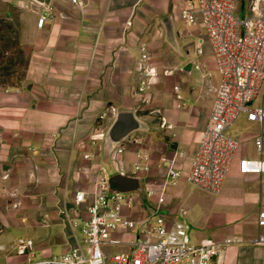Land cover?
I'll use <instances>...</instances> for the list:
<instances>
[{"label": "crops", "instance_id": "1", "mask_svg": "<svg viewBox=\"0 0 264 264\" xmlns=\"http://www.w3.org/2000/svg\"><path fill=\"white\" fill-rule=\"evenodd\" d=\"M16 1L31 11L20 31L21 42L28 44L23 77L15 84H0V264L24 258L13 245L18 236L31 238L39 255L58 252L72 242L71 228L59 210L64 202L75 214L74 191H90L101 172L110 174L100 158L112 155L115 146L107 130L121 110L137 117L143 101L160 103L178 142L177 151L168 156L176 159L179 154L182 161L177 158L175 165L186 172L219 83L201 22L190 24L181 17L185 0ZM43 12L48 15L38 25ZM169 46L186 49L179 61L189 81L184 107L156 80ZM143 64L154 66L157 73L145 76ZM143 78L145 87L138 90ZM253 103L264 107V83ZM226 133L237 140V148L226 178L213 192L221 219L215 221L212 235L194 236L192 242L234 234L241 242L219 252L213 263L261 264L260 247L252 240L264 231V225L257 224L264 210V164L260 171L243 173L238 159L264 161V119L250 120L241 113ZM258 134L261 150L255 145ZM118 145L123 149L114 153L115 170L131 174L143 149L131 140ZM159 153L167 155V150ZM136 175L147 184L143 172ZM160 178L155 191L163 173ZM184 183L182 176L174 184L180 189ZM165 207L174 216L173 205Z\"/></svg>", "mask_w": 264, "mask_h": 264}, {"label": "built area", "instance_id": "2", "mask_svg": "<svg viewBox=\"0 0 264 264\" xmlns=\"http://www.w3.org/2000/svg\"><path fill=\"white\" fill-rule=\"evenodd\" d=\"M71 1L81 3V0ZM237 6L238 0H185L181 8L185 22H201L219 73V83L188 170L183 173L175 165L174 157L162 155L165 174L154 200H148L155 191L151 188L145 189L144 198L134 191L109 190L107 174L101 172L92 190L74 191L75 214H70L64 202L59 210L71 228L70 244L58 252L39 255L31 238L18 236L13 245L24 258L6 264H215V255L241 242L239 236L227 234L220 239L193 243L186 224L162 211L166 199L163 188L182 176L206 191H218L237 148V140L226 129L241 113L250 120L264 119V107L253 103L264 83V0H249V12L244 17L237 14ZM47 15L41 13L37 24L42 25ZM197 51H202L201 45ZM142 57H146L145 52ZM194 65L200 67L198 63ZM142 70L145 76L157 73L148 64H143ZM206 74H211V70H206ZM146 82L145 78L141 79L138 90H143ZM173 88L177 90L178 85ZM105 115L103 112L100 117ZM162 125L172 127L164 117ZM255 145L262 149L260 134L255 137ZM122 149V145L117 146V151ZM263 164L262 158L238 159V169L243 173L260 171ZM138 168L140 162L135 165ZM257 224L264 225V210L259 211ZM252 243L259 245L261 264H264V231H259ZM115 245L119 246L118 250L108 249Z\"/></svg>", "mask_w": 264, "mask_h": 264}, {"label": "rangeland", "instance_id": "3", "mask_svg": "<svg viewBox=\"0 0 264 264\" xmlns=\"http://www.w3.org/2000/svg\"><path fill=\"white\" fill-rule=\"evenodd\" d=\"M248 1L238 0L236 12L240 17L247 16L249 12ZM30 11V7L23 6L16 0H12L11 4L0 1V84H15L20 82L23 77L28 44L21 42L20 31L26 27ZM185 52V48L178 49L176 46H169L164 55L166 57L162 59V64L159 66V71L164 67L163 71L158 73L156 78L161 82V88L166 87L167 90L171 91L173 98L184 104L182 107L188 101L184 92L189 85V81L185 78L182 62H179ZM164 69L170 71L164 72ZM175 84L179 86L178 91L173 89ZM154 91L159 93L156 88ZM176 92L180 94L179 97L175 95ZM140 111L141 114H136L141 123L140 127L132 130L116 143H112L115 147L112 149L111 157L104 155L100 159L108 174L118 171L115 170V162L118 159L114 155L115 152H118V143H125L129 140L131 142L137 141L143 152L141 157H137L140 159V168L131 169L134 171L131 174L143 172L147 181L145 189L148 191L150 188H155V183L161 180V174H165L164 163L161 161V156L165 154L159 153L160 150H167L165 156L172 158L173 155L168 156V153L172 150L177 151L178 142L175 133L162 125L163 115L160 103L143 101V108ZM167 129L170 130V133L166 131ZM178 156L179 154H177L176 159L182 161V158ZM176 186L175 184H167L163 188L166 199L162 211H167L166 204L173 205L174 217L186 224L191 242L194 236L212 235L215 221L221 219V207L216 204L215 193L206 191L189 181H185L180 189H177ZM157 193V191L150 193L148 200H154ZM139 196L141 195L139 194ZM180 208L185 209V211L182 212ZM108 249L116 251L119 246H110Z\"/></svg>", "mask_w": 264, "mask_h": 264}, {"label": "water", "instance_id": "4", "mask_svg": "<svg viewBox=\"0 0 264 264\" xmlns=\"http://www.w3.org/2000/svg\"><path fill=\"white\" fill-rule=\"evenodd\" d=\"M47 2L48 0H37ZM191 65L188 62L186 68ZM140 126L139 119L130 110H121L116 113L107 130V138L110 142H117L127 136L132 130ZM107 188L111 191L137 192L145 197V185L142 177L136 174H128L121 170L110 173L106 178Z\"/></svg>", "mask_w": 264, "mask_h": 264}]
</instances>
